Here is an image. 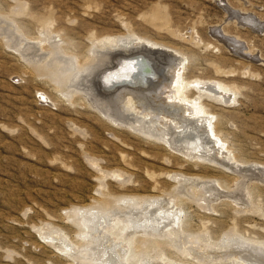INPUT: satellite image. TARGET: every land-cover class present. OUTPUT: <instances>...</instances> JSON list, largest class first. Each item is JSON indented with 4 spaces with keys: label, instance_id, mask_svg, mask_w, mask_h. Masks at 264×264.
Here are the masks:
<instances>
[{
    "label": "rangeland",
    "instance_id": "1",
    "mask_svg": "<svg viewBox=\"0 0 264 264\" xmlns=\"http://www.w3.org/2000/svg\"><path fill=\"white\" fill-rule=\"evenodd\" d=\"M230 9L251 18L253 24L232 17ZM0 14L12 17L29 39L48 30L52 37L44 41L46 50L50 45L63 47L82 59L97 51L93 41L107 44L130 34L181 51L190 58L184 74L218 81L232 90L233 102L210 101L211 111L219 116L221 133L237 157L264 168V0H0ZM233 41L241 43L239 51L245 56ZM16 49L0 34V264H71L40 231L59 227L73 238L75 229L66 224L65 210L93 204L103 194L161 196L177 186L168 174L179 172L181 177L233 182L213 166L187 162L113 124L79 99L80 93L74 102L67 101L48 76L33 68L43 64L39 68L49 73L65 68L69 57L60 51L32 65ZM105 66L95 74L110 67ZM101 106L110 109L108 102ZM262 192L255 199L263 214L236 215L230 205L218 206L219 211L211 214L197 201L184 198L192 213L191 229L197 233L206 226L214 244L232 227L249 238H237L245 244L263 241ZM195 233L172 240L176 247H166L167 256L172 253L177 261L193 262L190 247L198 243L196 238L188 241ZM260 248L251 249V256L264 257Z\"/></svg>",
    "mask_w": 264,
    "mask_h": 264
},
{
    "label": "bare ground",
    "instance_id": "2",
    "mask_svg": "<svg viewBox=\"0 0 264 264\" xmlns=\"http://www.w3.org/2000/svg\"><path fill=\"white\" fill-rule=\"evenodd\" d=\"M12 12L17 14L18 9ZM228 13L246 24H253L246 15L231 9ZM0 34L8 46L16 47L21 57L28 58L31 64L36 59H41L40 63L46 61L58 51L69 57L70 63L55 73L39 68L43 64H32L36 73L48 76L57 93L63 94L67 101L74 102V97L80 93L79 99H85L86 104L107 116L113 124L162 145L171 155L213 166L234 179L228 184L216 178H187L181 177V172L172 173L168 177L174 179L177 186L164 195V192L161 196L103 194L93 204L65 210L66 224L75 229V236L72 238L64 229L52 226L44 229L45 233L40 231V236L53 243L71 264H264V257L254 258L250 254L251 249L261 247L259 252L264 255V240H249L253 246L245 244L249 238L245 240L236 227H232L214 244L208 240L209 230L205 225V229L197 233L191 229L192 213H188L187 202L194 200L211 214L219 211L218 206L227 205L236 215L263 214L256 199L264 189V168L244 163L237 157L221 133L219 116L211 111L209 104L210 101L230 104L232 90L229 92L218 81L189 77L184 74L185 62L190 60L186 54L133 34L120 36L107 44L103 40L93 41L92 47L97 51L84 59L60 46L50 45L49 51L46 50L44 41L52 37L48 30L37 39H29L12 17L2 14ZM11 34L22 37L21 41L13 39ZM63 40L59 38L60 43ZM232 45L239 51L241 43ZM109 49L106 54L101 52ZM99 59L101 65L97 62ZM107 64L110 67L103 74H95ZM107 102L110 109L104 111L101 105ZM248 205L252 209L249 210ZM186 233H195L188 242L196 238L194 241L198 243L190 247L193 262L177 261L172 253L170 256L165 253L166 247L173 246V241L182 239L180 236Z\"/></svg>",
    "mask_w": 264,
    "mask_h": 264
}]
</instances>
